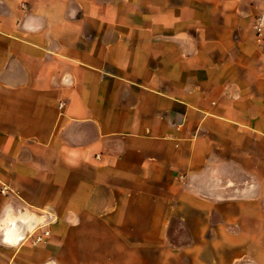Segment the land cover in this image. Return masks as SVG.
<instances>
[{"label": "crops", "instance_id": "obj_1", "mask_svg": "<svg viewBox=\"0 0 264 264\" xmlns=\"http://www.w3.org/2000/svg\"><path fill=\"white\" fill-rule=\"evenodd\" d=\"M184 1L87 37L88 0H0V264H264V0Z\"/></svg>", "mask_w": 264, "mask_h": 264}, {"label": "rangeland", "instance_id": "obj_2", "mask_svg": "<svg viewBox=\"0 0 264 264\" xmlns=\"http://www.w3.org/2000/svg\"><path fill=\"white\" fill-rule=\"evenodd\" d=\"M123 2L124 4H120ZM157 0H88L86 4H78V11H77V16L84 15L87 16L88 19L85 21V28L87 29L86 36L92 34V31L101 28V27H108V24L111 23V28L115 27L117 25H124L127 22H119L113 21L112 18L116 15H121L123 13L131 11V8H135V10L139 13H147L150 11L152 8H156L157 6ZM169 5L174 8H179L185 5L184 0H169ZM262 13V12H261ZM261 13L256 14L253 19L251 20V30L252 26L254 23V20L257 16H259ZM111 19V21H108ZM130 23V22H129ZM132 23V22H131ZM132 27L136 30H140L141 28L144 27L143 23L140 21H136L135 23H132ZM134 42H139L140 40L137 39H132ZM38 202L42 203V199H37ZM174 203L176 204V200H174ZM186 220H190L194 225H200V221L206 220L208 218L203 217V214H185ZM240 216L239 219L242 221H246V214H224L223 216V221L230 222V221H235L237 220V216ZM201 216V217H200ZM209 216V215H207ZM182 220V213H176L174 214V220ZM48 228V227H47ZM47 228H41L37 230L36 228H32L31 232V237L34 234H37L40 231L43 230H48ZM123 231L127 235V246H133L134 244V237H135V232L134 230L131 229H123ZM182 231V230H181ZM188 233L187 239L185 240V243L190 244L191 248L193 247H198L199 244H202L205 242L206 237H208L209 232L211 230H206L202 228H191V230H186ZM215 233V230L212 231ZM218 234H214L215 238L211 240V242L214 243H222L224 245L232 244L240 240H245L246 238V233L247 229L242 228V229H222L217 231ZM234 233V234H232ZM217 235V236H216ZM175 241L176 245L179 247L183 243V239L179 236L178 233H175ZM47 237L46 239H48ZM47 241V240H46ZM225 248V247H224ZM226 253L222 256L221 259V264H226ZM70 264V263H68ZM80 264H87L86 261L81 262Z\"/></svg>", "mask_w": 264, "mask_h": 264}, {"label": "built area", "instance_id": "obj_3", "mask_svg": "<svg viewBox=\"0 0 264 264\" xmlns=\"http://www.w3.org/2000/svg\"><path fill=\"white\" fill-rule=\"evenodd\" d=\"M252 30L254 33L255 42L261 48L262 53H264V12L255 18ZM48 236V230H43L40 233L34 234L31 237V241L33 244L43 243Z\"/></svg>", "mask_w": 264, "mask_h": 264}]
</instances>
